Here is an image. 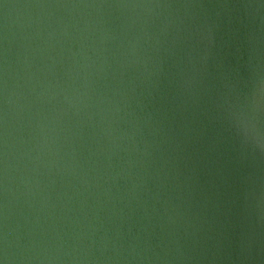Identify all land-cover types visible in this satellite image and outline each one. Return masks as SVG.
I'll return each instance as SVG.
<instances>
[{
	"label": "water",
	"instance_id": "95a60500",
	"mask_svg": "<svg viewBox=\"0 0 264 264\" xmlns=\"http://www.w3.org/2000/svg\"><path fill=\"white\" fill-rule=\"evenodd\" d=\"M0 264H264V0H0Z\"/></svg>",
	"mask_w": 264,
	"mask_h": 264
}]
</instances>
